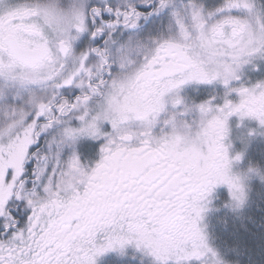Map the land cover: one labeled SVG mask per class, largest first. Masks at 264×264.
<instances>
[{
  "label": "snow or ice",
  "instance_id": "6c2138e0",
  "mask_svg": "<svg viewBox=\"0 0 264 264\" xmlns=\"http://www.w3.org/2000/svg\"><path fill=\"white\" fill-rule=\"evenodd\" d=\"M62 6L68 26L43 0H0V264H96L132 243L160 264H223L198 222L217 184L245 200L223 141L232 115L264 126V0ZM190 81L225 90L174 113L198 112L180 120L191 146L155 138L163 98ZM81 136L104 141L94 167L64 156Z\"/></svg>",
  "mask_w": 264,
  "mask_h": 264
},
{
  "label": "rangeland",
  "instance_id": "374dc122",
  "mask_svg": "<svg viewBox=\"0 0 264 264\" xmlns=\"http://www.w3.org/2000/svg\"><path fill=\"white\" fill-rule=\"evenodd\" d=\"M236 148L231 156L230 174L240 177L245 200L237 206L226 184H217L202 202L203 211L198 222L206 242L223 264H238L264 257V126H237ZM237 153L239 160L232 159ZM256 169V171H249ZM222 200V201H221ZM135 258L133 264H160L147 249L135 243L122 250H110L96 258V264H110L114 258ZM167 264H174L168 261ZM191 264H201L193 261Z\"/></svg>",
  "mask_w": 264,
  "mask_h": 264
},
{
  "label": "flooded vegetation",
  "instance_id": "af4514ba",
  "mask_svg": "<svg viewBox=\"0 0 264 264\" xmlns=\"http://www.w3.org/2000/svg\"><path fill=\"white\" fill-rule=\"evenodd\" d=\"M18 2H20V0H7V3L9 5H15ZM224 90H225L224 86L219 81L213 83L190 81L181 85L178 90H174L173 92L166 94L165 97L163 98L165 102L164 110L156 117L157 122L153 127L152 130L153 134L156 136H160L162 134L161 129H163L164 133L170 131L171 126L166 125L164 123V121L168 119L169 113H180L182 112L184 105L193 106L199 104L212 94H215L218 97L222 96ZM177 94L183 98V105L174 107L170 101H171V97ZM229 99L233 100L234 102H238L239 97L236 93H232L229 96ZM198 116H199L198 112L195 109H193V111L186 113L183 116H178L177 120H186L190 122L194 119H198ZM139 123L140 122L133 121L132 122L133 127L138 126ZM257 123L258 121H256L253 118L245 117L241 119L238 115H232L228 118L227 121L228 134L224 138L223 143L227 147L228 156L230 160H231V156L234 155L236 148L235 137L238 133L236 132L237 126H242L243 124H248V125L250 124L254 126ZM109 129H110V125L105 124L102 126V131H107ZM103 142H104L103 139L97 140L88 136L78 137L75 143L71 144L70 146H65L63 150L64 156L67 157L71 155L73 152H75L76 155L79 157L81 164L85 165L87 168L94 167L95 163H97L101 158L102 154L100 148ZM210 194L208 196H210ZM103 236L104 233H98L97 234L98 241L101 240ZM238 264H264V257H259V259L257 260L249 259L248 261H240L238 262Z\"/></svg>",
  "mask_w": 264,
  "mask_h": 264
},
{
  "label": "clouds",
  "instance_id": "9594fccd",
  "mask_svg": "<svg viewBox=\"0 0 264 264\" xmlns=\"http://www.w3.org/2000/svg\"><path fill=\"white\" fill-rule=\"evenodd\" d=\"M43 4L50 12V20L53 24L59 23L64 26L71 24L70 13L66 7L62 6V0H43ZM164 123L171 126L170 131L165 133L166 135L180 137L181 143L187 146L194 143L195 132L186 129L184 122L174 120V113H169L168 119ZM159 137L156 136L155 138L159 139Z\"/></svg>",
  "mask_w": 264,
  "mask_h": 264
},
{
  "label": "trees",
  "instance_id": "16d2710c",
  "mask_svg": "<svg viewBox=\"0 0 264 264\" xmlns=\"http://www.w3.org/2000/svg\"><path fill=\"white\" fill-rule=\"evenodd\" d=\"M135 258H130V259H127V258H124V257H121V258H114L110 264H133Z\"/></svg>",
  "mask_w": 264,
  "mask_h": 264
}]
</instances>
